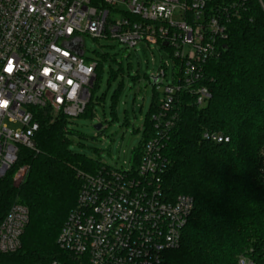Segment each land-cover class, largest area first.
<instances>
[{"label":"built area","instance_id":"2783aa9c","mask_svg":"<svg viewBox=\"0 0 264 264\" xmlns=\"http://www.w3.org/2000/svg\"><path fill=\"white\" fill-rule=\"evenodd\" d=\"M251 2L0 0V177L18 163L20 148L34 142L39 124L33 109L49 108L69 121L85 113L101 60L82 53L81 38L134 51L142 43L158 46L175 63L174 81L165 86L152 116L155 135L139 167L124 172L103 166L96 174H80L76 207L58 238L79 264H162L166 252L180 247L194 200L170 199L161 188L162 141L180 95L194 97L197 107L210 100L208 87L201 85L206 65L220 56L231 24L249 14ZM159 74L166 78L164 68ZM205 138L228 141L215 133ZM28 172L18 168L13 182H24ZM28 223V209L14 205L0 226V253L20 249Z\"/></svg>","mask_w":264,"mask_h":264},{"label":"trees","instance_id":"16d2710c","mask_svg":"<svg viewBox=\"0 0 264 264\" xmlns=\"http://www.w3.org/2000/svg\"><path fill=\"white\" fill-rule=\"evenodd\" d=\"M118 73L112 72L111 79ZM102 74L99 63L90 103L80 118L94 117L93 96ZM201 85L208 87L210 100L197 107L194 97L180 95L172 111L175 120L162 141L161 188L170 199L187 195L194 200L180 247L166 252L162 264H264V0H252L249 14L231 24L229 38L220 56L206 65ZM159 103L154 89L139 131L142 141L133 154L134 169L155 135L152 116ZM33 112L39 124L36 148L21 147L18 163L0 177V226L16 204L28 209L29 223L20 249L0 253V264H79L60 248L58 238L76 207L80 174L93 175L107 165L71 151L74 131L63 114L49 108ZM214 133L228 141L205 138ZM23 166L29 172L16 185L13 175Z\"/></svg>","mask_w":264,"mask_h":264},{"label":"rangeland","instance_id":"374dc122","mask_svg":"<svg viewBox=\"0 0 264 264\" xmlns=\"http://www.w3.org/2000/svg\"><path fill=\"white\" fill-rule=\"evenodd\" d=\"M81 43L87 58L101 60L103 74L93 96L94 117L69 121V128L74 131L71 151L127 172L142 141L139 131L145 125L154 89L161 100L165 86L174 81L175 63L167 51L145 43L135 51L89 37L81 38ZM104 55L106 61L102 59ZM161 68L166 72L163 80L159 74ZM112 72H119L116 79H111ZM100 98L103 101L97 104Z\"/></svg>","mask_w":264,"mask_h":264},{"label":"water","instance_id":"95a60500","mask_svg":"<svg viewBox=\"0 0 264 264\" xmlns=\"http://www.w3.org/2000/svg\"><path fill=\"white\" fill-rule=\"evenodd\" d=\"M155 82H157V78H155ZM97 129L99 130L100 127H97ZM29 147H30L31 149H35V148H36V144H35V142H31V143H29Z\"/></svg>","mask_w":264,"mask_h":264}]
</instances>
